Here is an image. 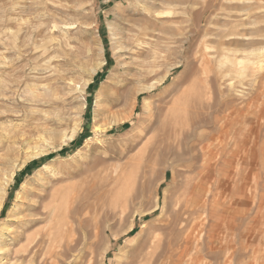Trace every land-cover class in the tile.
Instances as JSON below:
<instances>
[{"label":"rangeland","instance_id":"374dc122","mask_svg":"<svg viewBox=\"0 0 264 264\" xmlns=\"http://www.w3.org/2000/svg\"><path fill=\"white\" fill-rule=\"evenodd\" d=\"M243 1L245 13L238 0H0V264H34L27 238L49 228L43 213L54 208L69 248L55 263L45 238V264H125L142 223L163 247L188 244L195 264H264V50L253 72L219 79L217 62H201L216 47L205 49L214 40L206 31L225 30L224 21L259 29L264 46V0ZM207 147V210L165 239L159 229ZM171 161L195 171L176 166L162 182Z\"/></svg>","mask_w":264,"mask_h":264},{"label":"bare ground","instance_id":"6f19581e","mask_svg":"<svg viewBox=\"0 0 264 264\" xmlns=\"http://www.w3.org/2000/svg\"><path fill=\"white\" fill-rule=\"evenodd\" d=\"M226 1V0H225ZM221 2V1H220ZM239 4H243V5H238L236 4L235 6H240V7H233L234 9L239 8L240 10L248 12L247 10H249V5H244V1L243 0H238ZM253 8V7H251ZM258 8V7H257ZM232 9V8H231ZM222 10V9H221ZM220 11V10H219ZM239 11V10H238ZM238 13V12H237ZM240 13H238L237 15H239ZM247 15V14H246ZM254 15V14H253ZM248 16V15H247ZM228 17V16H227ZM206 18V17H205ZM239 19V18H238ZM248 20V19H247ZM254 20H252L253 22ZM256 22V21H255ZM260 22V21H259ZM258 23V22H256ZM247 23L244 22H239V21H224V24L222 25V28L225 29L223 31L221 30H215L214 33L210 34V31H206V33H209L208 35L211 36L213 40V42H211L209 39V41H204L203 44L205 46V49L208 50L210 46V44H214L216 47H213V52H211L212 55H210L209 57H213L211 60H209L206 55H203V57L201 58V62L202 63H215L217 62V69L215 71V78L219 79V78H223L226 74H230V73H236V74H243L246 70L250 69L251 72H253L255 64L259 65L261 64V62L263 60L258 59V57H256V53L259 51L264 50V46H260L261 42L255 38V37H259V29H254V30H250L247 31L245 29H240V26H244ZM256 25V24H255ZM258 25V24H257ZM257 25L255 27H257ZM239 26V27H238ZM259 26V25H258ZM251 28V27H250ZM254 28V27H252ZM142 33V32H141ZM261 37V36H260ZM263 37V36H262ZM262 39V38H261ZM204 49V48H203ZM45 51V50H44ZM210 53V52H209ZM208 54V53H207ZM198 55V54H197ZM263 63V62H262ZM206 65V64H205ZM250 65V66H248ZM207 66V65H206ZM263 66V65H262ZM259 68V66L257 67ZM194 72V71H193ZM209 72L208 68H204L203 69V73L206 74V78H208L207 73ZM261 73V72H260ZM247 75V74H246ZM245 75V77H246ZM234 76V75H233ZM249 76V75H248ZM211 77V76H210ZM244 77V76H243ZM204 79V81H207V79ZM247 78V77H246ZM252 78V77H251ZM159 83V82H158ZM161 83V80H160ZM217 84V83H216ZM154 84H152L150 86V89L153 88ZM232 86V85H231ZM233 87V86H232ZM211 94V92H210ZM212 97V96H211ZM221 97V96H220ZM216 99V98H215ZM41 100V99H40ZM253 100V99H252ZM35 101V100H34ZM215 101V100H214ZM254 101V100H253ZM229 103V102H228ZM226 103V104H228ZM232 104V103H231ZM208 106L207 103H200L198 110H202L204 108V106ZM219 106V105H217ZM230 106V105H229ZM236 106V105H235ZM226 107V105H225ZM224 107V108H225ZM208 110H212L213 106H208L207 107ZM215 112V111H214ZM229 113V112H228ZM230 114V113H229ZM226 116L228 114H225ZM240 116V115H239ZM229 118V117H228ZM237 118V117H236ZM229 120V119H228ZM202 121V120H201ZM200 121V124H202ZM218 121V120H217ZM222 121V120H221ZM235 121V119H234ZM238 121V120H237ZM217 123V122H216ZM226 123V120H225ZM228 123V122H227ZM223 126V125H222ZM206 128V127H205ZM220 128V127H219ZM228 128V127H226ZM198 130V129H197ZM173 133V135H175L176 133V129L172 128L169 130V132ZM196 131V130H195ZM221 131V130H220ZM182 130H180V133L182 134ZM198 133V132H197ZM227 133V132H226ZM166 134V132L164 131V135ZM200 133H198V136ZM170 134H168L167 137H165L164 140V144H166L171 138V136H169ZM205 134L202 133L201 136H203ZM209 136V135H208ZM205 138V136H204ZM209 138V137H208ZM213 138V137H212ZM221 139V138H220ZM208 140V139H207ZM211 140V139H210ZM45 141V140H44ZM195 141V140H194ZM203 141V140H202ZM212 141V140H211ZM204 144V143H203ZM220 144V143H219ZM226 141H225V143ZM263 144V143H262ZM206 145V143H205ZM211 145V144H210ZM208 145V146H210ZM262 146V145H261ZM264 147V146H263ZM201 148V147H199ZM203 148V147H202ZM208 148V147H207ZM205 148V149H207ZM200 150V149H199ZM259 151V150H258ZM213 152L212 149H210V147L203 153V162H202V168L201 171L198 174V177L195 176L194 179H188L186 180L185 184H184V188L186 189L185 194H184V198L182 199L183 203L179 202V208L174 210V212L169 216V219L167 220L166 224L163 227H160L159 230H161L162 233H164V230H166L167 232L164 234L165 235V239L167 237V235H169L171 233V231L173 230V228L180 223L181 225L184 224L185 226H187V222L189 219H194V216L197 214L199 209H203L204 211L207 210V206H208V200L207 198L203 199L202 198V193L204 192L203 187H206V184L208 183V174L210 173V166L212 165L211 163V159L213 158ZM260 153V152H259ZM176 154V153H175ZM183 154V153H182ZM172 155V154H171ZM179 155V154H178ZM221 155V154H219ZM225 155V154H224ZM223 155V156H224ZM202 156V155H201ZM179 157V156H178ZM261 157V156H260ZM231 158V156H230ZM262 158V157H261ZM202 159V158H201ZM233 159V158H231ZM260 159V158H259ZM264 159V158H262ZM195 160L194 157L188 158V160L186 162H193ZM218 160V158L216 159ZM162 162V161H161ZM260 163V161H259ZM194 165V164H193ZM218 165V163H217ZM263 165V164H261ZM176 164L174 162H170L167 163L165 166H163V168L161 169V178H162V182H164V175L167 172V170H171L173 173L172 176V180L174 179V174H175V168H176ZM178 166L183 167L184 170H182L183 174H190L192 172L195 171V167L192 165H187V164H178ZM177 166V167H178ZM214 166V165H213ZM264 168V167H263ZM261 169V167H260ZM263 171V170H262ZM264 172V171H263ZM13 174V173H12ZM207 179V180H206ZM239 179V178H238ZM242 183V182H241ZM3 186V185H2ZM216 186V185H215ZM1 187V186H0ZM209 188V187H208ZM203 189V190H202ZM210 189V188H209ZM216 189V188H215ZM201 190L203 191L201 193ZM3 192V191H2ZM209 192V190L207 191ZM211 192V191H210ZM206 193V192H205ZM204 193V195H206ZM220 193V192H219ZM234 193V192H233ZM218 194V193H217ZM222 194V193H220ZM215 194H212V197L214 198ZM190 196V197H189ZM189 197V198H188ZM207 197V196H206ZM216 197H218L216 195ZM218 199V198H215ZM1 200V199H0ZM234 200V199H232ZM212 201H214V203H212L211 208L209 207V210L211 211L210 217H214V221L211 224L210 227H212L213 231L217 230L219 228V219H218V214L216 213V208L219 206H216L217 204L215 203V200L212 199ZM235 201V200H234ZM237 201H239L237 199ZM235 201V202H237ZM241 201H239L240 203ZM230 203V202H229ZM243 203V202H242ZM259 203V201H258ZM262 204V203H259ZM258 204V205H259ZM158 205V204H157ZM232 205V203H231ZM237 205V204H235ZM178 206V205H177ZM239 206V205H238ZM54 208V207H53ZM156 207L153 206V209H155ZM230 208V207H229ZM262 208V207H260ZM221 209V208H220ZM218 210V208H217ZM259 210V209H258ZM261 211V210H260ZM56 213L55 208L53 210H48L46 213H43L44 215V219L47 221H50L51 224L49 226V228L46 231H41V232H37L33 237H29L27 238V242L28 244H30L29 246H31V249L29 250V261L31 263L36 264L38 259L40 262H38L37 264H45V259H40V254L38 252V249L40 247V245L44 242V239H47V254H45L49 259H51L52 261L59 259L60 257L65 256V251L69 248L68 244L62 243L63 239H64V235L66 234V229L62 228L63 226L60 224L59 221L54 220V214ZM221 213V212H220ZM255 213V212H254ZM257 213V212H256ZM260 213V212H258ZM264 213V212H262ZM257 215V214H255ZM253 217V216H252ZM260 217L261 213H260ZM246 218V217H245ZM248 218V217H247ZM39 219V218H38ZM249 219V218H248ZM29 220V219H28ZM32 220V219H31ZM40 220V219H39ZM230 220V219H229ZM25 221V220H24ZM41 221V220H40ZM236 221V220H235ZM239 221V220H238ZM28 222V221H27ZM237 222V221H236ZM194 223V221H193ZM239 223V222H238ZM253 223V222H252ZM22 224V223H21ZM30 224V223H29ZM25 225V224H24ZM240 225V224H239ZM247 225V224H246ZM26 227V226H25ZM249 227V226H247ZM236 228V227H235ZM132 229V226H130V229ZM155 227L149 228L147 226V224L145 225V223L141 224V229L138 232L140 236V239L138 241H136L131 247H130V253L127 255L126 257V261L125 264H182L183 262L185 264H195V262L197 261V257H189L187 252L189 247L188 244H186V246L184 247V250H182V252L180 253L179 251H174L171 247V241L168 239H166V243L165 246L163 247V245H161L162 239L160 237H158L157 235H154L155 233ZM181 230V229H180ZM241 230V229H239ZM206 231V230H205ZM237 231V230H236ZM55 233H57V235H59L58 239H55ZM107 233V232H106ZM175 233V232H174ZM208 233V232H207ZM206 233V234H207ZM238 233V232H237ZM182 234V233H181ZM205 234V235H206ZM209 234V233H208ZM66 236V235H65ZM143 237V238H142ZM236 237V236H235ZM245 237V236H244ZM243 237V238H244ZM172 238V237H170ZM201 238V237H200ZM199 238V239H200ZM208 238V237H206ZM212 240H211V245L212 243H216L218 238L215 237V233L212 234ZM229 238V237H228ZM231 238V237H230ZM67 240V239H66ZM172 240V239H171ZM181 240V239H180ZM230 240V239H227ZM253 240V239H252ZM188 238H185V242L187 243ZM198 241V240H196ZM202 241V240H201ZM244 241V240H243ZM199 242V241H198ZM197 242V243H198ZM233 242V241H232ZM130 243V242H129ZM173 243V242H172ZM210 243V242H209ZM231 243V242H230ZM244 243V242H243ZM218 244V243H217ZM239 244V243H238ZM196 246V245H195ZM204 246V245H203ZM251 246V245H249ZM248 246V247H249ZM42 247V246H41ZM226 247V245H225ZM252 247V246H251ZM254 247V245H253ZM197 248V247H196ZM25 249V248H24ZM73 249V248H72ZM194 249V248H193ZM203 249V248H202ZM207 249H209L207 247ZM227 249V247H226ZM259 249V248H258ZM263 249V248H262ZM190 250V249H189ZM195 250V249H194ZM198 250V249H197ZM220 248L217 246H211L209 249V254L211 255V257H213L214 259L216 258L218 252H219ZM27 251V249H26ZM205 251V249L203 250ZM247 251V250H246ZM91 252V250H90ZM221 252V251H220ZM264 252V251H263ZM262 251H260V254L263 253ZM202 253V252H201ZM205 253V252H204ZM230 253V252H229ZM231 254V253H230ZM236 254V251L234 250V252L232 253V256ZM44 255V253H43ZM223 255V254H222ZM255 255V254H254ZM264 255V254H263ZM106 255L103 256V259ZM231 256V255H230ZM262 256V255H261ZM44 257V256H43ZM186 257V258H185ZM204 257V254H203ZM195 258V259H194ZM207 258V257H206ZM47 259V258H46ZM233 259V257H232ZM237 260V259H236ZM243 260V259H242ZM76 260H74L75 262ZM233 261V260H232ZM244 261V260H243ZM55 262V261H54ZM53 262V263H54ZM90 262V260H89ZM234 262V261H233ZM246 263H248L247 261H245ZM245 262H243L245 264ZM56 263V262H55ZM73 263V262H72ZM227 263V262H226ZM261 262H259L260 264ZM233 264V263H232Z\"/></svg>","mask_w":264,"mask_h":264},{"label":"trees","instance_id":"16d2710c","mask_svg":"<svg viewBox=\"0 0 264 264\" xmlns=\"http://www.w3.org/2000/svg\"><path fill=\"white\" fill-rule=\"evenodd\" d=\"M33 166H37V163L34 162V163H33ZM7 202H8V201H7ZM7 202H6V203H7ZM6 206H7V204H5L4 209L6 208Z\"/></svg>","mask_w":264,"mask_h":264}]
</instances>
